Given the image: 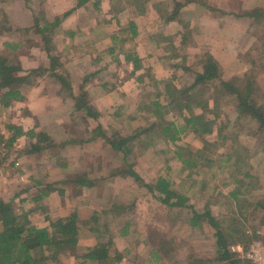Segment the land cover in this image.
I'll list each match as a JSON object with an SVG mask.
<instances>
[{
  "label": "rangeland",
  "instance_id": "1",
  "mask_svg": "<svg viewBox=\"0 0 264 264\" xmlns=\"http://www.w3.org/2000/svg\"><path fill=\"white\" fill-rule=\"evenodd\" d=\"M35 2L39 9L42 3L39 4V0ZM230 2V7H227L228 12L225 13L230 11L231 14H239L251 11L259 5L258 0H242V9L240 0H230ZM261 6L264 7V5ZM240 19L241 24L239 23L237 27L234 25L233 32L229 31L227 36L231 40L232 48L235 42L238 44L239 64L231 68L227 64H223L226 65L224 67L215 58L223 71L225 80H232L234 76H242V74L244 76L245 73L253 70L250 63L252 59H248L247 55L258 57V52L252 50L257 45V38L260 39L264 33V27L256 25L257 23L253 25V20ZM201 23L204 21L201 20ZM213 46L217 52L222 50L216 38L213 39ZM210 47L212 46L205 42H194L187 58L180 61L182 66L171 67L168 76L158 81L172 80L179 89L190 86L195 79V74L202 71L201 62L204 61L205 54L212 55ZM5 55L10 58L14 57L10 51L5 52ZM217 57L226 59L230 63L233 62L232 59H235L228 53H219ZM256 69L254 68V71ZM40 80L44 82V85L54 82L49 79L47 73ZM164 86L161 84L157 88L141 90L139 95L131 98V103L128 101L124 103L125 105L127 103L129 107L119 117L115 116L117 111L102 112L97 121L92 117L85 119L83 111H71L69 108H73L75 103L71 95L60 96L61 99L65 98L64 105L68 103L69 108L64 109V112L47 113V111L43 112L44 106H41L39 113L43 112L42 118L31 117L33 119H29L27 127L30 129L37 126L40 130L36 133L46 131L56 142L64 140L69 134L77 143L62 146L59 142L54 151L55 155L49 157L19 156L21 153L19 150L33 142L22 138L17 142L16 150L9 154L8 159L3 162L4 165L0 167V199L6 203L21 193L22 189L37 184L41 180H44L45 183H55L56 190L64 189L66 191L65 196L59 195L57 190L46 199V209L32 217V221L37 227H48L50 223L47 219L65 218L73 212L79 213L81 222L95 221L96 224L99 223L95 227L91 225L93 223H90L88 227H83L77 249L63 254L57 264H97L84 261L80 256L95 246L99 240L106 243L111 233L114 246L126 258L120 264H201L198 259L210 260L216 256L215 232L209 224L202 222L200 227L192 228L189 224L193 218L191 210L178 212L175 209H169L157 199L156 194L149 192L147 188L140 187L132 178L124 175L115 177V170L122 171L126 169L127 165H132L135 171L148 183H152L160 177L168 178L174 185V189L185 194L189 198V203L199 213H202L206 205L210 203L213 215L219 219L231 216L230 208L233 211L240 209L230 198V193L236 190L243 191L244 194L240 200L242 201L243 217L245 216L247 219L244 226L250 237H260L254 240L251 245L254 242H261L264 246V137L257 134L258 125L255 121L244 120L235 127L229 124V129L222 133L223 136H229L226 141L217 135L202 138L190 131L183 134L177 143L178 147L191 149L195 158H198L197 167L192 170V175L189 174V171L184 170L183 163L176 155L178 149L172 144H166L162 140L156 139V137L154 138L159 142L154 145L150 144L147 149L140 148L136 142L133 143L132 146L135 145V148L133 153L128 155L127 164L124 163L122 154L112 151L103 138L97 139L94 143L88 142L93 135L91 132L98 125L104 127L110 137L115 132L129 137L140 129L147 128L150 123L154 122V118L150 117L148 121L146 120L147 122L145 121L148 113L139 111L140 103L149 102L147 95L154 98L156 93H163ZM53 98L57 99L56 103L59 101V96ZM54 99L52 100L55 101ZM87 99L88 104L92 102L91 96ZM29 104L31 103L22 104V106L16 104L8 109L0 108V130L3 134L8 136L6 126L9 122L16 124L24 123V119L27 120L25 112L29 108ZM210 104L211 107L214 106L213 102ZM220 104L221 113H224V117L228 118L231 124H235L237 114L234 104L229 100H223ZM210 117L212 118L211 115ZM166 119L179 125L183 123V119L177 113H169ZM220 125V120H218V126ZM233 141L239 143L237 151L244 160L249 159L248 168L233 165L236 157L230 159V163L227 162V154L230 153ZM200 159L201 164L198 162ZM246 173L250 174L247 178L245 177ZM81 174L92 179L95 186L81 189L65 182L71 181ZM57 180L60 181L56 182ZM203 181H205V185L201 184ZM237 181L244 182L246 186L242 187V184ZM34 194L35 191L32 192V195ZM24 197L26 195L22 194L14 200V203L19 204ZM133 203L132 210L125 217L116 219L111 214V211L115 210V205ZM95 215H99L97 220H95ZM127 219L132 222L133 229L127 238H123L117 232V223ZM107 223L110 227V235L104 232ZM258 230H260L259 233ZM163 245L168 249V253L162 247ZM233 246L238 247L232 243ZM114 250L111 251L114 252ZM248 250L249 248L244 251L243 255L238 253L237 258L253 264L243 257Z\"/></svg>",
  "mask_w": 264,
  "mask_h": 264
},
{
  "label": "trees",
  "instance_id": "2",
  "mask_svg": "<svg viewBox=\"0 0 264 264\" xmlns=\"http://www.w3.org/2000/svg\"><path fill=\"white\" fill-rule=\"evenodd\" d=\"M87 1L79 0L77 7L82 6ZM3 2L4 0H0L1 26L10 23ZM132 2L137 5H143L146 0H133ZM28 3L33 8L32 1L30 0ZM182 7L180 3L178 10L175 9L174 13L169 16H163V18L168 22L179 20V23L183 24L180 19ZM69 14H65L64 17ZM235 16L238 18H249L253 20V25L257 23L256 25L264 27V9L262 8L244 11ZM60 21L61 19L57 18L53 23H49L39 11L34 18L36 34L41 36V42L37 43V45L39 44L38 46L43 48L48 54L51 53L50 46L53 36L52 32H48V27H55ZM130 28L133 31H131L133 37H135L136 29L134 25L131 24ZM256 44L252 51H257L258 57L255 58L250 54L247 55L248 59H252L250 63L253 66V70L245 73L244 76L243 74L242 76H234L235 78L233 77L232 80L224 79L223 71L218 61L209 53L205 54V59L201 62L202 71L195 74V79L190 86L182 89H179L172 80L165 82L158 81L151 70L143 74L138 78L139 82L143 84V91L146 88H157L161 84L165 85L163 93H156L154 98L150 97L151 95H147L149 102L140 103L138 108L139 111L148 113L145 121H148L152 117L154 118V122L150 123L147 128H142L129 137H124L119 132H115L110 137L109 133L101 125H98L91 132V135H93L88 142L97 138H103L106 145L112 151L122 154L124 163L127 164V157L133 153L135 148V145L132 146L133 143L136 142V145L140 148L147 149L150 144H157L159 141L156 139H159L166 144L174 145L178 149L176 152L177 157L183 163L184 170L189 171V174L192 175V170L197 167L198 158H195L191 149L178 147L177 145L181 140V136L188 131L202 138L217 135L226 141L229 136H223L222 133L229 129V124L235 127L244 120H252L258 125L257 134L264 137V33L260 39L257 38ZM26 46L29 47L28 44ZM129 60L133 62L135 69H140L139 59L132 57ZM259 67L260 69H258ZM254 68L257 69L254 71ZM46 73L47 70L37 69L29 71L25 75V71L18 63L17 56L13 59L7 55L2 56L0 54V108L8 109L18 103L25 102L26 97L23 94V88L25 86L36 85L39 82L38 80L44 77ZM56 77L63 88L66 90L71 89L70 82L67 79L60 75H56ZM86 98V96L75 98L76 109L85 112V119L92 117L98 120L100 115L94 112V108L88 106ZM163 98L164 101H162ZM223 100H229L234 104L237 114L235 124H231V121L224 117V113H221L220 102ZM211 102L214 103L213 107H211ZM123 111L121 108L115 113V116L119 117ZM25 113L26 115L29 114L28 111ZM169 113H177L183 119V123L179 125L176 122L168 121L166 116ZM218 120H220V126H218ZM6 130L8 136L0 130V167L4 165L3 162L8 159L9 154H12L16 150L18 140L25 136L31 140L35 139V142L33 141L24 149L19 150L21 152L19 156L40 155L41 158L49 157L55 155L54 151L57 143L60 142L59 144L62 146L77 143L69 134L64 140L56 142L46 131L39 133H36L34 130L25 132L20 126L12 122L7 124ZM238 146L239 143L233 141L230 153L227 154V162L230 163V159L236 157L233 165H239V167L246 166L248 168L249 159L244 160L237 151ZM198 162L201 164V159ZM206 162L211 163L210 161ZM114 175L115 177L124 175L132 178L140 187L147 188L149 192L156 194L157 199L169 209H175L178 212L180 210H191L193 218H191L189 224L192 228L200 227L202 222L209 224L215 232L216 256L210 260L198 259L200 260L199 263L249 264L248 261L238 259V254L231 250L232 243L243 248L245 247L244 249L246 250L250 248L254 240L260 238L259 236L250 237L244 226L247 219L245 216L243 217L242 201L240 200V197L244 194L243 191L236 190L230 193V198L233 199V202L240 209L233 211L230 208L232 215L219 219L213 215L210 203L206 205L202 213H199L189 203V198L185 194H181L177 189H174V185L168 178L160 177L156 181L148 183L135 171L132 165H127L126 169L122 171L115 170ZM249 176L250 174L246 173L245 177ZM59 181L57 180L56 182ZM65 182L81 189L95 186V182L92 179L82 174L78 175L77 178L74 177L71 181ZM237 183L242 184V187L246 186L244 182L237 181ZM54 184L53 182L45 183L44 180H41L37 184L22 189L21 193H18L8 203L0 199V264H57L60 262L63 254L77 249L83 227H88L90 223H93L91 225L94 227L95 225H99L95 221L81 222L79 213L73 212L65 218L47 219L50 223L48 227H37L34 221H32V217L46 209V199L57 190L61 196H65L66 194L64 189L56 190ZM201 184L205 185V181ZM33 191H35L34 195H32ZM22 194L26 195V197L19 204H15L14 200L18 199ZM209 202L211 201L209 200ZM133 206L134 203L115 205V210L111 211V214L116 219L123 218L132 210ZM98 216L95 215V220H97ZM105 227L104 232L109 234L110 227L108 223L105 224ZM116 229L120 237L127 238L133 229V224L129 219L119 221ZM114 245L111 233L106 243H102L99 240L95 246L89 248L80 258L84 261L97 264H120L126 258ZM162 247L168 253L166 246L163 245ZM111 250H114V252Z\"/></svg>",
  "mask_w": 264,
  "mask_h": 264
},
{
  "label": "crops",
  "instance_id": "3",
  "mask_svg": "<svg viewBox=\"0 0 264 264\" xmlns=\"http://www.w3.org/2000/svg\"><path fill=\"white\" fill-rule=\"evenodd\" d=\"M26 1L3 2L10 23L0 25V54L4 56L10 51L14 57L17 56L25 75L37 69L47 70L49 79L54 82L44 85L39 80L36 85L23 88L26 101L18 104H31L26 110L29 113L25 114L27 120L16 125L25 132L40 130L37 126L28 129L29 119H41L44 111L64 112L69 108L68 103L64 105L65 98H60L63 95L69 94L74 98V107L69 108L71 111H78L75 98L84 96H91L92 102L88 106L100 116L102 112L128 109L124 103H131V98L142 90L143 84L138 78L151 70L157 80L164 79L171 67L182 66L180 61L187 58L194 42L211 45V53L221 65L227 64L231 68L239 64L238 44L233 43L232 48L231 40L227 38L229 31L233 32V26L241 24V19L235 16L237 13H225L230 0H146L143 5L135 4L133 0H88L80 7H77L79 0H39V4L42 3L39 9L35 2L38 0H31L33 8L28 3L30 0ZM258 1L255 9H264L261 6L264 0ZM180 3L183 6L180 11L183 24L179 20H165L163 16L178 10ZM240 6H243L242 0ZM38 11L49 23L61 19L55 27H48V32L53 34L50 54L37 45L41 42V36L36 34L34 27ZM67 13L70 14L64 17ZM131 24L136 29L135 37ZM214 38L222 47L220 52L213 46ZM219 53H228L235 59L232 63L219 59ZM132 57L140 60L139 70L129 60ZM56 75L67 79L71 89L63 88ZM57 96L59 101L56 103L57 99L53 97ZM41 106L44 110L39 113ZM22 138L31 140L26 136Z\"/></svg>",
  "mask_w": 264,
  "mask_h": 264
},
{
  "label": "built area",
  "instance_id": "4",
  "mask_svg": "<svg viewBox=\"0 0 264 264\" xmlns=\"http://www.w3.org/2000/svg\"><path fill=\"white\" fill-rule=\"evenodd\" d=\"M231 250L234 253H241L243 255L244 253V248L241 246H236L231 247ZM253 264H264V246L261 242H254L249 250L246 252V254L243 256Z\"/></svg>",
  "mask_w": 264,
  "mask_h": 264
}]
</instances>
